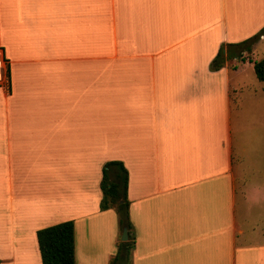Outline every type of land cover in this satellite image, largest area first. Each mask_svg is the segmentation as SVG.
<instances>
[{
  "label": "crops",
  "instance_id": "crops-1",
  "mask_svg": "<svg viewBox=\"0 0 264 264\" xmlns=\"http://www.w3.org/2000/svg\"><path fill=\"white\" fill-rule=\"evenodd\" d=\"M263 27L264 0H0V264H41L36 231L65 221L75 264H108L107 161L127 264H264V82L248 60L209 70Z\"/></svg>",
  "mask_w": 264,
  "mask_h": 264
},
{
  "label": "trees",
  "instance_id": "trees-1",
  "mask_svg": "<svg viewBox=\"0 0 264 264\" xmlns=\"http://www.w3.org/2000/svg\"><path fill=\"white\" fill-rule=\"evenodd\" d=\"M264 35V27L255 35L238 43L221 44L209 65L210 71L221 69L225 62L248 60L259 82H264V59L252 61L253 47ZM127 171L119 161L106 162L101 170L99 210H114L120 228L126 227L128 240L120 243L115 256L108 264H127L132 247L131 225L128 218L129 202L126 196ZM41 264H75L74 226L72 221L61 222L39 229L35 233Z\"/></svg>",
  "mask_w": 264,
  "mask_h": 264
},
{
  "label": "built area",
  "instance_id": "built-area-1",
  "mask_svg": "<svg viewBox=\"0 0 264 264\" xmlns=\"http://www.w3.org/2000/svg\"><path fill=\"white\" fill-rule=\"evenodd\" d=\"M0 89L10 92V74L9 63L4 57L2 49H0Z\"/></svg>",
  "mask_w": 264,
  "mask_h": 264
},
{
  "label": "water",
  "instance_id": "water-1",
  "mask_svg": "<svg viewBox=\"0 0 264 264\" xmlns=\"http://www.w3.org/2000/svg\"><path fill=\"white\" fill-rule=\"evenodd\" d=\"M127 238H128L127 228L126 227H123L122 228V233L120 235V241L121 242H126L127 241Z\"/></svg>",
  "mask_w": 264,
  "mask_h": 264
},
{
  "label": "rangeland",
  "instance_id": "rangeland-1",
  "mask_svg": "<svg viewBox=\"0 0 264 264\" xmlns=\"http://www.w3.org/2000/svg\"><path fill=\"white\" fill-rule=\"evenodd\" d=\"M237 62V61H236ZM242 61H239V62H237V63H234L233 65H234V67H237V65L239 64V63H241ZM252 73V69H250V70H248L247 71V74H251ZM244 79L246 80V74H245V76H244ZM107 162H109V161H107ZM102 167H103V165H102Z\"/></svg>",
  "mask_w": 264,
  "mask_h": 264
}]
</instances>
